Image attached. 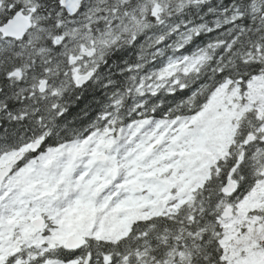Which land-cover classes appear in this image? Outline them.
I'll use <instances>...</instances> for the list:
<instances>
[{"label":"trees","instance_id":"1","mask_svg":"<svg viewBox=\"0 0 264 264\" xmlns=\"http://www.w3.org/2000/svg\"><path fill=\"white\" fill-rule=\"evenodd\" d=\"M21 9H35L34 28L23 42L0 41V157L40 138L43 149L56 148L108 125L192 116L226 80L244 88L264 77V0H85L75 18L58 0H0V26ZM78 43L98 50L94 77L81 88L69 65L68 47ZM193 60L194 70L162 74ZM14 71L21 78H9ZM41 80L47 95L38 92ZM261 124L254 113L240 120L228 156L175 216L137 223L117 244L90 241L64 260L90 254L89 264H224L220 213L262 178L264 145L259 137L244 145ZM240 155L237 191L226 197Z\"/></svg>","mask_w":264,"mask_h":264},{"label":"rangeland","instance_id":"2","mask_svg":"<svg viewBox=\"0 0 264 264\" xmlns=\"http://www.w3.org/2000/svg\"><path fill=\"white\" fill-rule=\"evenodd\" d=\"M248 111H256L258 115L264 113L262 77L252 79L244 92L227 81L195 116L174 120L147 119L121 130L114 138L105 133L100 138L108 144L111 155L106 165L97 166V175L86 168L96 137L70 144L78 145V148L62 147L59 151L67 150L64 154L69 161L61 159L63 161L58 164L60 172L47 180L49 188L55 186L60 192L66 191L74 200L54 204L56 216L50 214V217L56 218L54 223H64L65 210L74 201L84 202L77 211L67 210L68 218L76 221L72 223L73 228H81L84 234L93 232L96 239L114 243L125 238L136 222L175 214L190 200L192 192L203 187L215 163L227 155V148L233 143L236 122ZM3 163L1 161L0 165ZM150 164H156L152 171L154 178L137 181L138 174L134 169L141 166L146 171ZM110 167H115L119 174L123 173L124 179L119 176L111 179L115 184L109 193L100 198L92 194L87 201L86 195L92 191L93 185L111 182L107 177L105 179V172L102 173ZM18 179L31 190L42 184L38 177L27 178L24 174ZM132 182L141 188L143 194L129 190ZM14 186L11 181L5 191H24ZM26 200L24 196L23 201ZM1 201L6 204L2 205ZM36 211L37 206L15 209L10 204V196L4 195L0 199V242L9 231V222L27 218ZM235 212L232 220L221 224L223 261L225 264H264V181L255 186ZM58 228L60 232L65 229L73 231L62 223Z\"/></svg>","mask_w":264,"mask_h":264},{"label":"water","instance_id":"3","mask_svg":"<svg viewBox=\"0 0 264 264\" xmlns=\"http://www.w3.org/2000/svg\"><path fill=\"white\" fill-rule=\"evenodd\" d=\"M81 2L82 0H60L61 6L70 15H75L79 11ZM29 28H30V22L28 18L24 17L21 13H17L12 20H10L5 26L0 28V33H2L5 37L8 38L19 39L26 34ZM89 78L90 75L86 77H80L76 79V82L78 85H83L89 80ZM250 140H252V138H249V141ZM39 145L40 143L33 144L31 146V151L36 152ZM97 160L101 162L104 161L105 158L99 157ZM17 161H15L13 164H16ZM11 166L7 167L5 170L0 172V186L1 183L4 181V179L6 178V176L10 173ZM235 189H236V184L233 183L230 179H228V182L223 189L224 193L225 194L233 193ZM231 217H232V210L230 208L225 209L221 216V218L224 220L230 219ZM79 246L80 245H78V247ZM69 247L74 248L72 245H69Z\"/></svg>","mask_w":264,"mask_h":264}]
</instances>
